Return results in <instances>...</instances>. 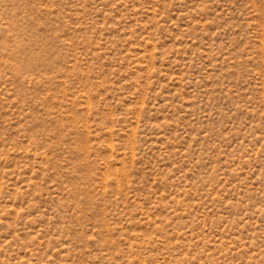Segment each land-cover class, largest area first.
<instances>
[{
  "label": "rangeland",
  "instance_id": "374dc122",
  "mask_svg": "<svg viewBox=\"0 0 264 264\" xmlns=\"http://www.w3.org/2000/svg\"><path fill=\"white\" fill-rule=\"evenodd\" d=\"M0 264H264V0H0Z\"/></svg>",
  "mask_w": 264,
  "mask_h": 264
}]
</instances>
